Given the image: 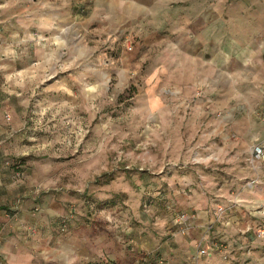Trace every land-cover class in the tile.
Segmentation results:
<instances>
[{"label":"rangeland","instance_id":"rangeland-1","mask_svg":"<svg viewBox=\"0 0 264 264\" xmlns=\"http://www.w3.org/2000/svg\"><path fill=\"white\" fill-rule=\"evenodd\" d=\"M231 2L225 18L242 12ZM58 5L0 0V133H15L0 136L2 164L19 171L35 211L61 207L57 264H171L181 258L174 213L232 210L257 180L229 106L215 104L232 90L216 95L198 80L190 89V72L173 71L184 59L170 56L167 27L157 35L134 22L112 31L76 23L64 32Z\"/></svg>","mask_w":264,"mask_h":264},{"label":"crops","instance_id":"crops-1","mask_svg":"<svg viewBox=\"0 0 264 264\" xmlns=\"http://www.w3.org/2000/svg\"><path fill=\"white\" fill-rule=\"evenodd\" d=\"M60 1L64 17L70 11L67 15L74 20L65 22L63 17L60 22L57 18L55 25H61L64 32V27L76 23L105 26L112 31L134 22L142 33L152 29L157 35L167 27L171 34L168 42H173L168 46L173 52L170 56L175 61L184 59L183 64L174 63L173 71L183 68L185 79L190 72L189 80H185L190 89L198 80L201 88L216 91V95L224 86L232 90L231 98H218L215 104L229 106L225 119L232 122L241 149L264 140V0L231 2L229 10L242 11L233 18L230 13L224 17V0ZM39 53L45 55L46 51L41 47ZM14 134L0 136L10 138ZM2 159L0 151V264L63 262L59 258L63 239L56 230L61 207L43 202L35 211L27 183L15 178ZM257 164L256 182L244 186L234 197L229 215L219 217L213 207L195 212L196 220L186 234L173 230V242L180 246L176 250L182 260L171 264H264V235L256 237L250 232L257 225L264 227V162ZM168 227L174 228L172 218ZM201 239L209 254L196 257V243ZM213 241L221 242L223 248L212 252Z\"/></svg>","mask_w":264,"mask_h":264},{"label":"built area","instance_id":"built-area-1","mask_svg":"<svg viewBox=\"0 0 264 264\" xmlns=\"http://www.w3.org/2000/svg\"><path fill=\"white\" fill-rule=\"evenodd\" d=\"M124 44L126 46L127 49H131V42L129 38H124ZM2 140H0V144H1ZM249 161L254 164L257 162H264V140L263 141H259L257 143H254L252 145H250V158ZM5 164L8 165L9 161L5 160ZM20 175L19 171H16L13 176L16 178ZM256 181L251 180L247 183L248 186H252ZM231 210L230 207H223L221 205H216L215 207V211L217 213V215H224L226 214V212L228 210ZM173 225L174 228L177 232H180L182 234H186L192 227L193 224L196 220V213L195 211H187V210H181L178 211L176 213H174L173 217ZM59 232H63L65 230V224H64V219H62L60 221L59 224ZM254 234L257 237H261L264 235V227H258L256 228V231L254 232ZM203 239L197 241L196 243V248H197V256H202V255H207L209 254V247L205 246L203 241ZM223 244L219 241H213L212 242V252L213 251H220L223 248ZM225 258V257H224Z\"/></svg>","mask_w":264,"mask_h":264},{"label":"trees","instance_id":"trees-1","mask_svg":"<svg viewBox=\"0 0 264 264\" xmlns=\"http://www.w3.org/2000/svg\"><path fill=\"white\" fill-rule=\"evenodd\" d=\"M89 264H92V263H89ZM95 264H99V263H95Z\"/></svg>","mask_w":264,"mask_h":264}]
</instances>
